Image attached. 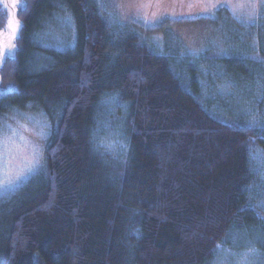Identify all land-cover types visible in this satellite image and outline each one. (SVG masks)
Here are the masks:
<instances>
[{
	"label": "trees",
	"instance_id": "1",
	"mask_svg": "<svg viewBox=\"0 0 264 264\" xmlns=\"http://www.w3.org/2000/svg\"><path fill=\"white\" fill-rule=\"evenodd\" d=\"M12 12L0 3V35ZM115 18L100 0L15 5L0 133L33 116L51 136L35 178L0 194V264H264V64L222 119L211 73L260 60L158 51Z\"/></svg>",
	"mask_w": 264,
	"mask_h": 264
},
{
	"label": "rangeland",
	"instance_id": "2",
	"mask_svg": "<svg viewBox=\"0 0 264 264\" xmlns=\"http://www.w3.org/2000/svg\"><path fill=\"white\" fill-rule=\"evenodd\" d=\"M100 2L107 6L115 19L130 28L133 27L146 43L158 51L165 49L166 44L172 40L178 42L184 53L198 54L205 49H212L214 54L249 51L251 57L260 60L257 64L249 63L245 70L234 69L226 74L216 70L211 73L215 85L211 92L204 94L203 99L212 95L214 107L218 112L222 111V119H226L224 115L228 109L237 116L244 113L241 108L244 97H248L257 85L260 84L259 88L263 86L261 76L264 59L261 60V41L255 34V29L258 28L257 17L263 10L264 0ZM224 8L226 11L218 14ZM254 97L257 103L259 97ZM247 112L250 113L248 110ZM10 117L5 121L9 120L8 124L16 122L15 125L0 133V194H7L11 190L13 192L16 187L25 186L29 180L35 178V174L44 166L45 149L51 136L49 122L42 123L44 121L41 122L40 117H23L19 120ZM219 257L225 259L226 254L220 253ZM251 263L256 264L252 261ZM251 263L249 259L244 264ZM217 264H223V260Z\"/></svg>",
	"mask_w": 264,
	"mask_h": 264
},
{
	"label": "water",
	"instance_id": "3",
	"mask_svg": "<svg viewBox=\"0 0 264 264\" xmlns=\"http://www.w3.org/2000/svg\"><path fill=\"white\" fill-rule=\"evenodd\" d=\"M1 1V0H0ZM18 0H13L12 2V16H11V33L7 35H0V46H1V58H0V67L4 62L5 55L8 54L10 56L14 55V40L18 36V31L21 27V22L15 19V3ZM18 22V23H17Z\"/></svg>",
	"mask_w": 264,
	"mask_h": 264
},
{
	"label": "flooded vegetation",
	"instance_id": "4",
	"mask_svg": "<svg viewBox=\"0 0 264 264\" xmlns=\"http://www.w3.org/2000/svg\"><path fill=\"white\" fill-rule=\"evenodd\" d=\"M3 1H7V2H9V3H10V7H11V9H12V2H13V0H1L0 3L3 2ZM18 1H19V0H18ZM18 1H17V2H18ZM17 2L15 3V5L17 4Z\"/></svg>",
	"mask_w": 264,
	"mask_h": 264
},
{
	"label": "snow or ice",
	"instance_id": "5",
	"mask_svg": "<svg viewBox=\"0 0 264 264\" xmlns=\"http://www.w3.org/2000/svg\"><path fill=\"white\" fill-rule=\"evenodd\" d=\"M18 23V22H17Z\"/></svg>",
	"mask_w": 264,
	"mask_h": 264
}]
</instances>
